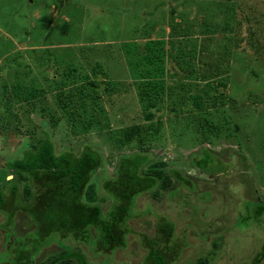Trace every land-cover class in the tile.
I'll use <instances>...</instances> for the list:
<instances>
[{
	"label": "rangeland",
	"instance_id": "obj_1",
	"mask_svg": "<svg viewBox=\"0 0 264 264\" xmlns=\"http://www.w3.org/2000/svg\"><path fill=\"white\" fill-rule=\"evenodd\" d=\"M230 7L237 12L236 19L241 26L237 27L238 34L227 38L235 36L240 42L238 46L233 45L235 52L231 61L226 60L230 68L221 69L218 74L225 72L221 73V80L227 84L226 89L222 88L226 100L221 113L230 118L232 130L238 133L235 138H229L225 130L207 137L200 131L194 108L181 107L178 98L182 91L177 92V87L183 69L173 57L179 50L189 52L197 46V57L191 58L187 52L185 60L180 62L183 67H188L190 62L196 68L201 61L207 62L203 69H208L222 52L212 54L216 46L208 37L200 36L202 28L199 26L212 15L217 20V11ZM242 19L251 21L252 27L260 32L255 50L249 41V26ZM189 26L194 27V37H178L176 32ZM217 38L221 41L217 48L224 51V47L232 46L224 34L218 33ZM147 44L164 55V60H158L155 67L143 60ZM66 63L74 64L85 75H90L91 70L101 64L113 80L125 82L124 89L128 93L113 97L115 107L134 101L125 119L122 114L113 117L114 124L123 122V125L132 124L133 119L148 113V99L145 103L140 101L146 81L143 78L151 71L152 80L160 79L161 75L152 70L163 68L167 88L159 101H154L158 107L154 119L142 124L146 125L145 130L150 126L160 129L157 136L147 129L146 142H133L121 149L112 130L93 127L90 133L84 134L83 125L77 124L79 132L72 136L68 126L70 118L54 126L48 113L56 102L57 83L81 85L73 77L70 80L64 77L68 69ZM196 74L185 78L184 82H192L190 78L195 79ZM5 80L9 90L15 86L21 90L15 121L8 120L0 108L2 184L14 179L12 173L6 172V177L7 162L19 159L25 146L35 144L44 128L59 153L71 147L79 148L83 143L102 151L104 165L99 175L107 179L116 176L121 156L147 150L156 160L166 163L168 170H178L191 180L192 184L187 185L192 189L183 187L172 199L167 198L169 192H162L158 200L150 195L141 196L137 201L138 209L145 212L150 208V211L131 218L132 228L138 234L130 235L127 247L116 253L96 254L84 243L69 241L86 255L90 264H145L147 251L139 241L140 236L152 235L158 221L165 216L174 224L177 235L172 240L177 247V259L169 264H197L203 258H209L212 264H254L264 247V216L260 222L240 221L248 215L253 217L255 202L264 205V0H0V105L6 104ZM197 83L198 89L206 87V83ZM30 90L46 98L35 107L24 103L30 97L27 94ZM171 94L175 96L170 97ZM172 98L176 101L170 102ZM104 100L102 98L100 107L111 115L112 110ZM174 104H180L178 114L173 112ZM204 105L215 117V110L222 107L219 93L212 92L211 100L205 99ZM98 111L99 107L93 111L95 122L103 123ZM204 147L228 161L227 172L209 175L192 166L191 157ZM174 185L180 186L177 182ZM201 192L207 194L199 196ZM96 200L104 208H110L109 201L102 202L101 194ZM248 202L253 203V207H248ZM217 237H220L219 248L215 250L213 241ZM3 240L0 231V264L7 263ZM54 253V250L44 253L42 261Z\"/></svg>",
	"mask_w": 264,
	"mask_h": 264
},
{
	"label": "trees",
	"instance_id": "obj_2",
	"mask_svg": "<svg viewBox=\"0 0 264 264\" xmlns=\"http://www.w3.org/2000/svg\"><path fill=\"white\" fill-rule=\"evenodd\" d=\"M236 13L234 7L221 8L215 15L217 20L212 15L208 21H203L200 24L199 27L202 28L200 36L208 37L210 42L216 46L212 54L219 51L223 55H221L222 57L219 55V58L214 60L208 69H203L206 67V61H204L206 63L201 61L198 68L192 67L190 62L188 67H183V63L180 61L185 60L188 51L179 50L175 53L176 57H173L179 68L183 69L182 74L179 75L181 80L177 87V92L182 91L178 98L181 107L190 105L194 108L195 118L202 129L200 131L207 137L225 130L229 132L227 133L229 138H235L238 133L236 129L232 130L230 118L221 113L226 100L222 88L226 89L227 84L221 80L223 75L221 73L225 72L218 74L219 70L230 68L228 63L235 52L233 45L238 46L237 43L240 42L235 36L233 39L227 38L231 34H238L237 27L241 26V23L237 22ZM220 16L223 17L220 18ZM242 20L249 26V41L251 48L255 50L257 34L260 32L252 27L251 21ZM193 28L189 26V29L179 30L176 34L178 37L192 39L195 35L192 31ZM218 33L224 34L232 46L224 47V51L217 48L221 42L217 38ZM177 35L173 37H177ZM147 45L146 52L144 51L147 55L143 57V60L155 67L158 60V62L164 60V55L158 48L153 49L149 44ZM197 51L196 46L188 52V56L197 57ZM177 60L179 61L177 62ZM70 63H66L68 69H66L64 77L69 80L73 77L74 81L76 80L81 85L76 87L73 83L69 84L66 81L57 83L56 102L54 107H51V112L48 113L54 126H57L63 119L70 118L71 123L68 126L72 136H77L79 132L77 124L83 125L82 133L84 134L90 133L93 127L101 131L112 130L114 139L121 149L133 142L140 144L146 142L147 129L157 136L160 129L150 126L145 130L146 125L142 126V124L154 119L155 110L158 109L154 101H159L161 94L167 88L163 68L159 66L152 70L161 75L160 79L152 80L150 76L152 77L154 73L151 71L143 78L146 81L143 82L144 92L140 101L145 103V100L148 99V113L133 119L132 124L123 125V122L114 124L113 117L122 114L125 119L128 116L126 112L134 101L130 100L126 105L120 103L115 107L113 97L120 95L121 92L128 93L124 89L125 82L113 80L104 72L101 64H97L91 70L90 75H85ZM204 70L207 73H198V71ZM193 74L197 75L195 79L190 78L193 83L189 80L184 82L185 78H189ZM196 81L206 83V87L198 89L199 83L196 84ZM70 86L73 88H69ZM128 87H130L129 84ZM20 90L21 88L19 89L18 86L9 90V84L5 80L6 104L2 103L0 108L10 121L16 119V106L20 102L18 96ZM169 90L174 92L173 89L169 88ZM24 92L27 93V91ZM212 92H218L222 100L221 108L217 110L213 108L215 117L207 112L204 105L205 99L211 100ZM27 94L30 97L25 99L24 103H31L34 107L46 98L43 94L38 95L36 90H30ZM173 96L175 95L171 94L170 97ZM102 98H105V105L110 106L111 115L104 107H100ZM174 101L176 100L172 98L170 102ZM89 105L93 107L90 108ZM179 105L174 104L172 108L176 114H178ZM98 107V117L104 119L103 123L95 122L96 115L93 111H96ZM197 129L199 130V128ZM40 135L41 137L36 140L35 144L28 143L25 146L19 159L7 162L5 173H12L14 179L6 181L4 177L5 185L1 183L2 179H0V216L3 218V221L0 222V231L3 234V249L7 256L5 264H90L86 255L82 254L80 249L69 244V241L84 243L96 254L98 252H103L105 255L116 253L127 247L130 235L138 234L132 228L131 218L137 216L138 213L145 214L150 211V208H147L145 212L138 209L137 201L141 196L150 195L153 199L158 200L162 196V192H169L167 198L172 199L179 194L181 188L192 189L187 185L192 184L188 177L178 170H168L166 163L156 160L147 150L121 156L116 176L107 179L104 175H99V170L104 165V155L98 148L83 143L79 148L71 147L69 150L59 153L50 133L45 128L41 129ZM191 164L209 175H220L227 172L225 165L228 164V161L225 162L204 147L198 155L191 157ZM174 182L180 186L175 187ZM98 194L103 197L102 202L109 201L110 208H104L102 203L96 200ZM206 194L207 192L198 193L199 196ZM251 204L253 203L248 202L247 206L253 207ZM254 204L253 217L248 215L247 218H241L240 222L261 221L264 216V205L257 204V202ZM154 230L152 235L143 233L140 236L142 239L139 241L147 251L145 264H169L170 261H175L177 247L172 244V240L177 235L174 224L165 216L158 221ZM219 238L217 237L213 241L215 250L219 248ZM51 250L56 253L42 261L44 253ZM263 262L264 247L254 264ZM197 264H212V262L209 258H203Z\"/></svg>",
	"mask_w": 264,
	"mask_h": 264
}]
</instances>
